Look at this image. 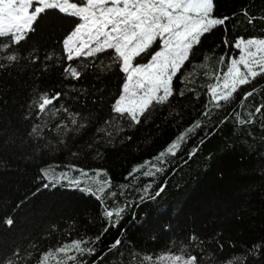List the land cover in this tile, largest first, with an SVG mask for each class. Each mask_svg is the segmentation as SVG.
<instances>
[{"label":"snow or ice","instance_id":"1","mask_svg":"<svg viewBox=\"0 0 264 264\" xmlns=\"http://www.w3.org/2000/svg\"><path fill=\"white\" fill-rule=\"evenodd\" d=\"M219 5L220 0H0V73L10 74L12 70L18 75L29 73L34 81L58 73L61 82H75L62 83L63 91L22 82L25 93L17 119L9 118L0 123V163L6 165V157L32 160L61 148L70 150L75 140L93 127L95 132L83 145H75L78 151L70 154L76 157L80 152L94 151L96 158H102L100 145L131 140V136L122 134L132 125L147 123L155 105L168 103L174 96L185 97L187 83L203 69V77L214 82L206 85L210 99L198 117L154 157L135 165L127 175L134 177L138 173L152 177L162 171L167 157H175L196 129L211 125L215 131L229 119V115H221L218 110L230 107L234 97L241 93L240 104L243 105L256 93V88L244 91V87H250L258 77L264 78V35L238 36L232 41L225 35L222 43L236 50L237 54L230 57L220 55L215 68L209 63L215 49L198 52L218 26H226L237 15L235 12L220 13ZM241 13L247 17L248 24L264 21V14L253 15L247 8L241 9ZM49 18H52V29L60 20L70 18L58 40L59 52L56 46L48 47L39 39H33L38 30L42 31L43 26L49 24ZM24 44L28 46L23 47ZM101 57H108L107 63ZM188 65L192 68L185 71ZM117 69L121 83L113 95L104 84V77ZM90 74L96 81L91 89L77 88L76 84ZM174 78L184 85L179 90ZM65 97L71 99L73 105L61 102ZM89 100L92 108L85 110ZM75 104H80L81 108L74 110ZM106 106L107 112L104 111ZM245 112L246 115L235 114L239 124L253 125L259 121L260 127L264 128V101L252 105L251 110L245 109ZM53 118H58L59 122L53 125ZM197 150L198 145L187 153L189 158ZM67 167L78 170L81 176H88L90 171L95 175L89 181H82L80 176L70 178L68 171L57 174L51 166L41 167V176L50 182L42 183L41 187H54L67 181L69 187L95 195L104 209L102 216L107 225L98 235L63 239L47 246L41 244V239L49 236L55 225L43 229L44 237L22 232L17 239L0 245V264H98L99 257L91 259L98 252L96 244L108 227L116 226L127 204L112 207L104 204L106 196L116 195L110 190L111 177L100 179L101 174L107 175L106 169L89 170L77 164ZM261 171L264 173V169ZM82 184L85 186L81 187ZM118 187L123 189L127 185ZM150 187L151 182L141 189L149 199L152 198L147 192ZM29 199L30 196H25L11 208L10 214L0 217V223L7 230L16 227L15 214ZM245 209L246 204L241 202L225 206L223 211L240 220ZM4 211L7 213L8 209ZM222 240L221 232L203 239L192 233L175 251L167 250L154 256L144 254L139 264H213V261L218 264L220 258L216 249H223ZM121 243V238L117 237L109 249ZM257 255L264 256V240L245 247L223 264H253ZM130 258L137 259L135 255Z\"/></svg>","mask_w":264,"mask_h":264},{"label":"trees","instance_id":"2","mask_svg":"<svg viewBox=\"0 0 264 264\" xmlns=\"http://www.w3.org/2000/svg\"><path fill=\"white\" fill-rule=\"evenodd\" d=\"M244 8L256 16L264 14V0H220V13L235 12L237 15L226 26H218L205 40L202 48L198 49L200 53L215 49L209 61L213 68L220 55L230 57L237 54L236 50L222 43L225 35L230 41L238 36L264 35V21L256 20L248 24L247 17L241 13ZM51 19L42 31L38 30L33 39H39L48 47L56 46L59 52L58 40L63 29L68 27L70 18L60 20L55 29L50 27ZM101 59L107 63L108 57ZM191 68L192 65H188L185 71ZM203 71L198 70L195 79L187 83L185 97L174 96L168 103L155 105L150 110L147 123L132 125L130 129L125 124L127 130L122 135L131 136V140L108 146L100 145L102 158H96L94 151L80 152L76 157L70 154L78 151L75 145H83L89 139L95 132L94 127L82 138L75 140L70 150L61 148L32 160L6 157L7 164L0 163V217L10 214L11 208L25 196H30V199L15 214L16 227L7 230L0 223V245L17 239L22 232L44 237L43 229L51 225L56 228L50 229L51 234L41 239L44 246L83 235L95 236L101 232L107 220L102 216L104 209L96 196L69 187L67 181H61L54 187H41L42 183H50L41 176V167L51 166L57 174L68 171L71 178L79 171L69 169L67 166L70 164L89 170L106 169L107 175H103L106 179L111 177V189L116 195L106 196L104 204L108 207L127 204L116 226L108 227L96 244L98 252L91 259L99 257L98 264H139L144 254L154 256L167 250L175 251L192 233L203 239L216 232L223 234V249H216V255L220 258L218 264H223L229 257L240 254L245 247L264 240V173L261 171L264 169V128L260 127L259 121L253 125H241L235 119L236 113L246 115L245 109L251 110L252 105L264 101V78L258 77L250 87H244V91L256 88V93L245 100L243 105L240 104L241 93L234 97L230 107L218 110L221 115H229V119L215 131L211 125L196 129L175 157H167L162 171L152 177L138 173L134 177L127 175L135 165L154 157L179 131L198 117L210 99L206 85L214 82L203 77ZM23 81L61 91L62 83H75L61 82L58 73L42 76L38 81L31 79L29 73L18 75L15 70L10 74L0 73V123L9 118L13 121L17 119L19 105L24 100ZM94 83L96 81L90 74L76 87L91 89ZM120 83L121 74L118 69L104 77V84L110 94L117 93ZM174 84L178 90L184 86L175 78ZM96 86L101 87L100 84ZM191 89L195 91L189 93L187 90ZM61 102L73 105V101L67 97ZM80 108V104H75L74 110ZM91 108L89 100L85 110ZM104 111H108L107 106ZM175 112H179V115H175ZM58 122V118H53V125ZM201 140L203 143H200ZM197 145V152L189 158L187 153ZM38 176L41 179L38 180ZM149 182L151 187L147 192L151 199L141 191ZM119 185L127 187L121 189ZM38 188L39 192L36 191ZM241 202L246 204L242 219L235 220L223 211L225 206ZM5 208L8 209L7 213ZM117 237L121 238L122 243L109 249ZM131 255L137 259L131 260ZM213 264L217 262L213 261ZM253 264H264V256H255Z\"/></svg>","mask_w":264,"mask_h":264},{"label":"rangeland","instance_id":"3","mask_svg":"<svg viewBox=\"0 0 264 264\" xmlns=\"http://www.w3.org/2000/svg\"><path fill=\"white\" fill-rule=\"evenodd\" d=\"M94 175H95V173L93 172V173H91V174H89L88 176L85 177V176H81L80 173H77V174H74L73 177H71V178H74V177H78V176H80L81 179H82V181H89L91 177H94ZM100 179H101V180H104V179H106V177H105L103 174H101ZM84 186H85L84 184L81 185V187H84ZM72 188H74V187H72ZM77 189H80V188H77ZM110 190H111L113 193H115V192L111 189V185H110ZM106 191H108V189H106ZM94 196H95V195H94ZM105 199H106V197L104 198V202H105Z\"/></svg>","mask_w":264,"mask_h":264}]
</instances>
